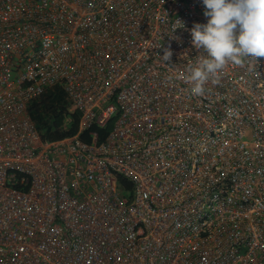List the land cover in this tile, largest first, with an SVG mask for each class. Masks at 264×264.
Here are the masks:
<instances>
[{"label":"built area","instance_id":"obj_1","mask_svg":"<svg viewBox=\"0 0 264 264\" xmlns=\"http://www.w3.org/2000/svg\"><path fill=\"white\" fill-rule=\"evenodd\" d=\"M0 264H264V0H0Z\"/></svg>","mask_w":264,"mask_h":264},{"label":"trees","instance_id":"obj_2","mask_svg":"<svg viewBox=\"0 0 264 264\" xmlns=\"http://www.w3.org/2000/svg\"><path fill=\"white\" fill-rule=\"evenodd\" d=\"M29 112L41 138L45 141L60 140L78 134L84 142H91L94 133L97 135V140L102 141L111 126V123L106 128L92 125L79 132V111H69V102L65 94L55 88L46 90L34 99L29 105ZM121 184L128 188L131 186L125 180H121Z\"/></svg>","mask_w":264,"mask_h":264}]
</instances>
